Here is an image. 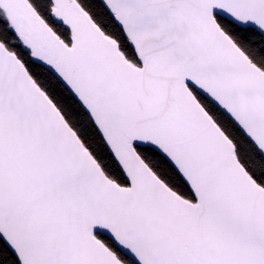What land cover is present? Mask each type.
I'll return each mask as SVG.
<instances>
[{"label":"snow or ice","instance_id":"1","mask_svg":"<svg viewBox=\"0 0 264 264\" xmlns=\"http://www.w3.org/2000/svg\"><path fill=\"white\" fill-rule=\"evenodd\" d=\"M0 264H264V0H0Z\"/></svg>","mask_w":264,"mask_h":264}]
</instances>
